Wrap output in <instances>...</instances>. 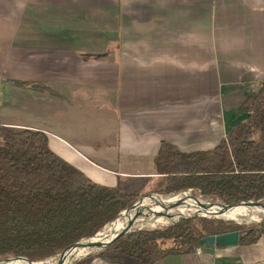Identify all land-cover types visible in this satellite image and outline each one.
I'll list each match as a JSON object with an SVG mask.
<instances>
[{
    "label": "crops",
    "instance_id": "1",
    "mask_svg": "<svg viewBox=\"0 0 264 264\" xmlns=\"http://www.w3.org/2000/svg\"><path fill=\"white\" fill-rule=\"evenodd\" d=\"M262 80L264 0H0V125L43 132L75 168L102 161L101 177L157 179L161 142L213 148ZM200 248L81 264H264V235Z\"/></svg>",
    "mask_w": 264,
    "mask_h": 264
},
{
    "label": "trees",
    "instance_id": "2",
    "mask_svg": "<svg viewBox=\"0 0 264 264\" xmlns=\"http://www.w3.org/2000/svg\"><path fill=\"white\" fill-rule=\"evenodd\" d=\"M235 116L240 121L211 149L185 153L161 142L153 158L156 187L148 193L192 189L224 204L264 199V80ZM139 196L93 182L54 153L43 132L0 125V258L37 262L55 256L65 245L93 236ZM235 231L238 244L253 245L264 235V222L183 220L129 233L97 256L157 261L190 253L206 237Z\"/></svg>",
    "mask_w": 264,
    "mask_h": 264
},
{
    "label": "water",
    "instance_id": "3",
    "mask_svg": "<svg viewBox=\"0 0 264 264\" xmlns=\"http://www.w3.org/2000/svg\"><path fill=\"white\" fill-rule=\"evenodd\" d=\"M194 218L217 219L244 226H259L264 222V199L240 201L224 204L219 199L193 194L192 189L168 194L148 193L139 196L128 208L120 211L116 217L91 237H85L75 243L67 244L59 254L42 261L31 262L26 257L0 258V264L17 261L26 264H76L89 257H94L108 249L121 237L147 228L160 220L169 222L166 228L183 220ZM119 223H124L117 228ZM241 236L239 231L206 237L199 241V246L216 249L237 246ZM73 253L65 258V253Z\"/></svg>",
    "mask_w": 264,
    "mask_h": 264
},
{
    "label": "rangeland",
    "instance_id": "4",
    "mask_svg": "<svg viewBox=\"0 0 264 264\" xmlns=\"http://www.w3.org/2000/svg\"><path fill=\"white\" fill-rule=\"evenodd\" d=\"M0 117H2L4 120H14V110L12 107V102L8 103L7 106H4L0 109ZM13 127V126H9ZM15 128V127H14ZM58 156H60L65 161H70L69 155L65 153L61 148H56L54 151ZM81 152V151H80ZM83 154V153H80ZM82 156V155H81ZM86 161H88L85 156H82ZM93 159V158H92ZM95 163H91L89 165H79L77 167L82 173H84L88 178H90L93 182L98 183L100 185L104 186H112L120 189L124 192H131V193H137L139 195L148 194L149 191L153 190L156 187V179L150 178V177H124L120 176L119 173L112 172V176H103L106 175L105 168H107L105 163L102 161H98L97 159H93ZM69 164L74 165V163L70 162ZM75 166V165H74ZM76 167V166H75ZM141 171H146L147 167L145 165V162L143 161L140 165ZM109 168L112 169H124L123 165L117 167V165L110 166ZM126 169L128 171H134V166L132 165H126ZM96 173H99L98 176H96ZM114 185V186H113ZM168 225V224H167ZM162 229L166 228L165 225H157L154 228H147V229ZM97 256V255H96ZM95 257V256H94ZM147 259H151L148 257H145ZM143 259V258H142ZM86 261V260H85ZM80 264L82 263L79 262Z\"/></svg>",
    "mask_w": 264,
    "mask_h": 264
},
{
    "label": "bare ground",
    "instance_id": "5",
    "mask_svg": "<svg viewBox=\"0 0 264 264\" xmlns=\"http://www.w3.org/2000/svg\"><path fill=\"white\" fill-rule=\"evenodd\" d=\"M124 223H119L118 225H117V228H120V227H122V225H123ZM167 224H169V222H167V221H163V220H160V221H158V222H156V223H154L153 225H152V227H155V226H157V225H167ZM73 253H70V251L69 252H66L65 253V258H69L71 255H72ZM73 256V255H72ZM18 263H15V264H26V263H23V262H20V261H17ZM14 262H10V264H13Z\"/></svg>",
    "mask_w": 264,
    "mask_h": 264
},
{
    "label": "built area",
    "instance_id": "6",
    "mask_svg": "<svg viewBox=\"0 0 264 264\" xmlns=\"http://www.w3.org/2000/svg\"><path fill=\"white\" fill-rule=\"evenodd\" d=\"M196 252H197L198 254H200V253H201V248H197V249H196Z\"/></svg>",
    "mask_w": 264,
    "mask_h": 264
}]
</instances>
